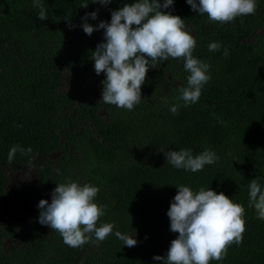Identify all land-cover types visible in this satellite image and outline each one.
Listing matches in <instances>:
<instances>
[{"label": "trees", "instance_id": "obj_1", "mask_svg": "<svg viewBox=\"0 0 264 264\" xmlns=\"http://www.w3.org/2000/svg\"><path fill=\"white\" fill-rule=\"evenodd\" d=\"M39 2L44 21L33 0H0V264H163L153 257H166L178 235L167 211L181 185L223 192L245 208L242 242L210 264H264V220L248 194L252 179L264 189V0L227 24L173 0L163 11L184 19L193 56L210 65L211 78L185 107L184 61L157 62L131 111L102 102L106 76L91 58L104 30L89 36L81 25L92 12L88 24L110 22L112 11L136 0ZM213 42L218 51H209ZM13 146L32 151L9 162ZM180 149H210L219 159L195 173L176 169L160 151ZM69 181L99 188L95 202L106 210L97 226L114 224L103 242L69 247L38 222L39 201L50 203L57 184ZM116 231L137 244L123 245Z\"/></svg>", "mask_w": 264, "mask_h": 264}, {"label": "clouds", "instance_id": "obj_2", "mask_svg": "<svg viewBox=\"0 0 264 264\" xmlns=\"http://www.w3.org/2000/svg\"><path fill=\"white\" fill-rule=\"evenodd\" d=\"M107 5L111 0H92ZM191 9L207 14L210 21L227 24L237 17L255 14L256 0H186ZM173 5V0H136L112 11L110 22L101 21L95 27L87 18L95 20L97 12L86 13L81 27L91 36L96 30H104V42L92 51L94 70L97 75L105 73L102 81L101 100L117 108L133 110L141 100V87L145 83L149 67L169 58L182 59L184 69L189 73L187 87L179 89L178 100L187 107L198 102L202 88L210 80V65L193 56L195 38L186 29L184 19L163 11ZM33 7L39 8L38 19H47L46 10L39 0H33ZM81 7L87 8L88 4ZM70 23V20H69ZM209 51H218L219 43L208 45ZM227 57L229 52L224 50ZM179 105H172L170 111L177 114ZM17 151L31 153L32 149L13 146L9 150L11 162ZM166 162L176 169L193 173L214 164L219 157L210 149L193 155L191 149L160 151ZM57 172L59 170H56ZM178 192L167 211L170 231L177 237L170 243L166 257L154 256V261L163 264H210L225 258L228 247L239 245L245 232V208L234 203L223 192L217 194L208 188L193 191L188 186L177 187ZM99 188L89 183L74 181L57 184L51 193V202L41 199L38 222L50 227L62 236L63 242L73 248L84 244L103 242L113 233V223L97 226L105 214L106 205H98L95 197ZM249 207L254 208L257 218L264 220V189L257 179L248 185ZM123 245L137 244L134 236L115 232Z\"/></svg>", "mask_w": 264, "mask_h": 264}, {"label": "rangeland", "instance_id": "obj_3", "mask_svg": "<svg viewBox=\"0 0 264 264\" xmlns=\"http://www.w3.org/2000/svg\"><path fill=\"white\" fill-rule=\"evenodd\" d=\"M70 89V88H69Z\"/></svg>", "mask_w": 264, "mask_h": 264}]
</instances>
